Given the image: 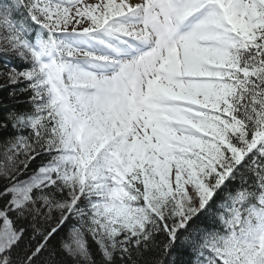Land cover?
Segmentation results:
<instances>
[{
	"label": "snow or ice",
	"instance_id": "1",
	"mask_svg": "<svg viewBox=\"0 0 264 264\" xmlns=\"http://www.w3.org/2000/svg\"><path fill=\"white\" fill-rule=\"evenodd\" d=\"M0 76V264H264V0H0Z\"/></svg>",
	"mask_w": 264,
	"mask_h": 264
},
{
	"label": "trees",
	"instance_id": "2",
	"mask_svg": "<svg viewBox=\"0 0 264 264\" xmlns=\"http://www.w3.org/2000/svg\"><path fill=\"white\" fill-rule=\"evenodd\" d=\"M0 84H7V80L4 76H0ZM0 103L7 105L9 108H12L17 112H24L29 108V105L27 104L26 93L18 94L15 97H9L7 88L0 89ZM0 114H2V109H0ZM23 178H27V176L22 177V179ZM89 245L93 252L94 257L98 258L99 257L98 247L95 245L94 242L91 241L90 238H89ZM174 254L176 256V264H186V261L188 260L189 257L185 250L176 249L174 251ZM166 264H171L170 257L166 260Z\"/></svg>",
	"mask_w": 264,
	"mask_h": 264
},
{
	"label": "bare ground",
	"instance_id": "3",
	"mask_svg": "<svg viewBox=\"0 0 264 264\" xmlns=\"http://www.w3.org/2000/svg\"><path fill=\"white\" fill-rule=\"evenodd\" d=\"M23 179H27V178H23Z\"/></svg>",
	"mask_w": 264,
	"mask_h": 264
}]
</instances>
